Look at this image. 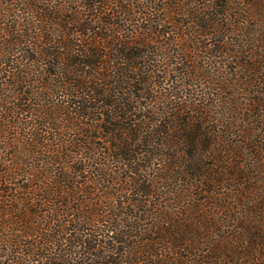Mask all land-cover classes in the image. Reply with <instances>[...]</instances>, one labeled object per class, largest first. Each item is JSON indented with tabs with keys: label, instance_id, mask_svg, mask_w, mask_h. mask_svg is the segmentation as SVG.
<instances>
[{
	"label": "trees",
	"instance_id": "obj_1",
	"mask_svg": "<svg viewBox=\"0 0 264 264\" xmlns=\"http://www.w3.org/2000/svg\"><path fill=\"white\" fill-rule=\"evenodd\" d=\"M0 264H264V0H0Z\"/></svg>",
	"mask_w": 264,
	"mask_h": 264
}]
</instances>
